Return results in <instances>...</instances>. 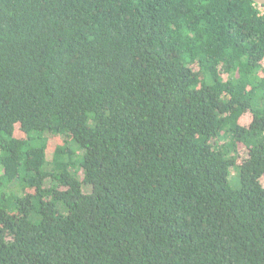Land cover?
I'll list each match as a JSON object with an SVG mask.
<instances>
[{"label":"trees","instance_id":"1","mask_svg":"<svg viewBox=\"0 0 264 264\" xmlns=\"http://www.w3.org/2000/svg\"><path fill=\"white\" fill-rule=\"evenodd\" d=\"M0 264H264V7L0 0Z\"/></svg>","mask_w":264,"mask_h":264},{"label":"rangeland","instance_id":"2","mask_svg":"<svg viewBox=\"0 0 264 264\" xmlns=\"http://www.w3.org/2000/svg\"><path fill=\"white\" fill-rule=\"evenodd\" d=\"M231 173H232V176H231L232 178H231V179H232V181H235L234 178H235V175H236V170L233 169ZM238 184H239V183L236 181V182L232 183V186L237 187ZM85 191H86V192H89V191H90V188H89V187H86V188H85Z\"/></svg>","mask_w":264,"mask_h":264},{"label":"water","instance_id":"3","mask_svg":"<svg viewBox=\"0 0 264 264\" xmlns=\"http://www.w3.org/2000/svg\"><path fill=\"white\" fill-rule=\"evenodd\" d=\"M253 1L255 4L264 7V0H251Z\"/></svg>","mask_w":264,"mask_h":264}]
</instances>
